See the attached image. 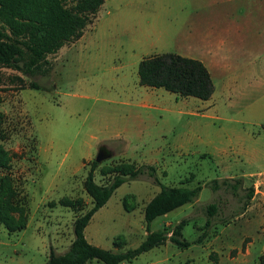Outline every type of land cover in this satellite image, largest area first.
Masks as SVG:
<instances>
[{
	"label": "rangeland",
	"instance_id": "obj_1",
	"mask_svg": "<svg viewBox=\"0 0 264 264\" xmlns=\"http://www.w3.org/2000/svg\"><path fill=\"white\" fill-rule=\"evenodd\" d=\"M263 6L264 0H104L82 35L37 69L0 67V144L10 157L0 176H10L26 215L16 231L0 223V264H44L50 249L68 248L75 218L92 206L83 180L101 146L111 156L94 170L98 184L110 182L114 172L104 171L116 165L148 164L164 185L201 186L192 203L149 225L170 231L186 218L181 232L189 246L167 240L126 264L264 259V205L246 198L254 182L247 175L264 179V12L245 10ZM166 52L208 67L209 99L139 84V61ZM235 179L241 184L232 188ZM159 188L147 174L123 182L92 215L87 241L113 251L138 246L146 236L144 205ZM211 202L218 211L205 226Z\"/></svg>",
	"mask_w": 264,
	"mask_h": 264
},
{
	"label": "trees",
	"instance_id": "obj_2",
	"mask_svg": "<svg viewBox=\"0 0 264 264\" xmlns=\"http://www.w3.org/2000/svg\"><path fill=\"white\" fill-rule=\"evenodd\" d=\"M104 0H0V67H9L25 73L37 69L46 56L55 53L65 43L78 39L84 28L96 16ZM140 85L164 88L182 97H194L207 100L214 92V85L207 66L200 60L182 56L172 52L159 53L139 61L137 67ZM31 88H37L35 83ZM1 124V115H0ZM10 157L0 144V168H9ZM98 163H91L84 180L83 188L92 200L91 208L75 218L73 222V239L62 253L52 249L44 264H86L97 260L103 264H122L130 262L142 252L164 244L167 240L179 247L189 246L182 237V229L187 219H181L170 231L159 229L150 231L149 225L158 216L192 203L198 196L201 186H167L159 182L153 165L141 164L131 166L120 164L105 170L114 172L109 183L98 184L94 180V170ZM147 174L159 184V191L144 205L143 218L146 224L144 240L134 248L124 251H113L94 245L87 241L84 229L92 215L103 206L114 190L128 179H137ZM224 183L226 181H223ZM227 184V183H226ZM236 184V185H235ZM241 184L235 179L232 188ZM218 188V181L212 183V189ZM254 186L248 188L247 200H251ZM16 191L8 174L0 176V223L8 231H16L24 227L26 215L22 206L15 202ZM63 204L74 206L68 199ZM206 213L205 226L217 213L218 205L211 202L204 207ZM17 216H14V215ZM202 233L195 242H200ZM259 264H264L262 255Z\"/></svg>",
	"mask_w": 264,
	"mask_h": 264
},
{
	"label": "crops",
	"instance_id": "obj_3",
	"mask_svg": "<svg viewBox=\"0 0 264 264\" xmlns=\"http://www.w3.org/2000/svg\"><path fill=\"white\" fill-rule=\"evenodd\" d=\"M228 10H232V9H230V8H227ZM261 9H263L264 10V6L263 7H261V8H253V9H251V8H247V9H245V10H247V12H257V13H260V12H264L263 10H261ZM222 10H224V8H220V9H217V11L218 12H222ZM216 43H218V42H216ZM208 68V67H207ZM247 176H249L250 178H251V180H253L254 182H253V186L255 187L254 188V194H253V196H252V198H251V201H254V200H257L258 199V201H260L261 203H262V205H264V194H263V196L262 195H258V190H257V182L256 181H258V180H261V185L264 187V179H261L259 176H257V175H255V174H248ZM259 177V178H258ZM259 203V202H258ZM260 203V204H261ZM247 210H249V207L247 208ZM166 215V214H165ZM262 248H263V251H264V241H263V243H262ZM120 251V250H119ZM190 260H192V259H190ZM207 262V261H206ZM253 264H259V263H257L256 261H253L252 262ZM125 264H126V262H125Z\"/></svg>",
	"mask_w": 264,
	"mask_h": 264
},
{
	"label": "water",
	"instance_id": "obj_4",
	"mask_svg": "<svg viewBox=\"0 0 264 264\" xmlns=\"http://www.w3.org/2000/svg\"><path fill=\"white\" fill-rule=\"evenodd\" d=\"M111 156V153L105 146H101L97 149L94 161L100 163L101 161L108 159Z\"/></svg>",
	"mask_w": 264,
	"mask_h": 264
}]
</instances>
